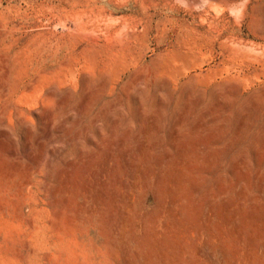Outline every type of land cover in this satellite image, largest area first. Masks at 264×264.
<instances>
[{
  "label": "rangeland",
  "instance_id": "1",
  "mask_svg": "<svg viewBox=\"0 0 264 264\" xmlns=\"http://www.w3.org/2000/svg\"><path fill=\"white\" fill-rule=\"evenodd\" d=\"M0 264H264V0H0Z\"/></svg>",
  "mask_w": 264,
  "mask_h": 264
}]
</instances>
